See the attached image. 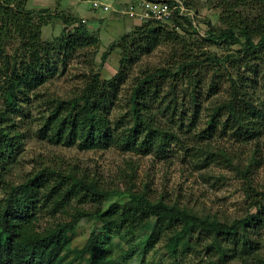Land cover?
<instances>
[{
  "label": "rangeland",
  "instance_id": "1",
  "mask_svg": "<svg viewBox=\"0 0 264 264\" xmlns=\"http://www.w3.org/2000/svg\"><path fill=\"white\" fill-rule=\"evenodd\" d=\"M53 1L52 5L39 8L41 5L36 0H29L22 7L34 12V22L42 25L40 43L51 45V52L41 50L40 45L36 47L29 40L20 42L15 35L3 42L10 64L6 66L4 55L0 54V86L14 67L26 68L29 62L40 68L45 81L23 100L20 113L9 116L6 123L19 139L12 155L0 162V200L4 197V187L20 185L44 171L62 177L93 179L94 187L103 195L93 197L75 190L70 200L58 202L57 206L54 200L47 204L39 202L35 231L69 223L78 212L94 215L113 206V214L125 208L128 211L132 208L130 193L145 194L151 202L164 201L190 215L227 225L258 212L264 206V200L256 203L264 198V120L260 122L259 134L250 140L235 137L232 125L224 127L222 121L227 118V104L234 98L238 107L249 101L264 112V48L255 55H246L242 45L217 40L218 32L226 29L220 22L221 0H180L187 16L177 17L175 22L180 26L169 31L177 32L181 38L165 42L134 60L127 79L119 86L118 101L110 108V120L129 127L126 104L136 76L181 63L187 56L203 59L205 55H214L220 59L219 63L207 61L186 78L164 82L157 89L158 101L163 106L170 105V111L174 109L172 113L169 111L173 114L171 120L157 114L158 123L168 132L162 153L126 148V143L121 141L89 151L49 141V130L42 123L54 105L80 96L94 74L102 81L111 79L119 70L120 52L115 45L122 36L143 25L114 14L92 12L85 2ZM245 3L239 8L244 15L264 14V0H245ZM61 16L77 18L89 33L98 37V43L62 52L60 38L73 34V27L65 28ZM234 33L240 38L238 31ZM105 53L108 56L103 60ZM3 109L0 96V111ZM215 111L219 117L209 130ZM128 216L132 219L124 221L121 236L113 234L114 245L125 252L132 251L127 264H264V222L260 228L249 229V248L241 249L242 243L233 242L231 247L228 244L232 252L223 257L213 233L196 231L183 240L172 257L166 251V243L180 230L178 221L172 218L157 221L132 213ZM95 224L85 216L67 229L66 248L80 249L96 228ZM126 226L133 227L130 233ZM153 233V245L146 248ZM114 251L112 258L121 254L117 246ZM65 262L83 264L72 261V255Z\"/></svg>",
  "mask_w": 264,
  "mask_h": 264
},
{
  "label": "trees",
  "instance_id": "2",
  "mask_svg": "<svg viewBox=\"0 0 264 264\" xmlns=\"http://www.w3.org/2000/svg\"><path fill=\"white\" fill-rule=\"evenodd\" d=\"M26 2L27 0H0V54L4 55L6 66L10 64V57L5 53L3 42L10 35H15L20 42L32 41L36 47L40 45L41 50L47 53L52 49L51 45L40 43L39 32L42 25L34 22V12L22 9ZM245 4V0L220 1L218 5L222 10L220 22L226 29L218 32L217 40H224L231 45H242L244 54L255 55L264 48V14L244 15L239 8ZM59 19L65 28L73 27V34L60 38L59 47L62 52L84 49L98 43V37L89 33L77 18L61 16ZM175 24L180 26L177 22ZM234 31L239 32L243 42ZM180 38L177 32L169 31L167 27L153 22L144 23L122 36L115 45V49L120 52L117 73L107 81H102L98 74L90 76L80 96L54 105L42 123L49 130V141L65 146L76 145L81 151L102 149L111 143L121 141L126 143V148L164 152L168 132L158 123L157 114L171 120L174 109L170 111V105L163 106L161 101H158L157 89L164 82L186 78L193 69L203 67L207 61L219 63L220 59L214 55H205L203 59L187 56L181 63L157 67L145 72L144 75L136 76L126 104L128 112L125 116L129 117L131 122L129 127L121 125L119 121L113 123L109 118V111L118 101L119 86L127 79L128 68L134 60L143 54L151 53L165 42H176ZM107 56L108 53H105L102 59L105 60ZM26 69L28 71H25ZM7 74L6 72L5 75ZM44 81L40 68L29 62L26 68L14 67L11 75L5 77L1 83L0 96L4 109L0 111V162H5L6 158L12 155L19 139V135L11 132L6 124L9 116L20 113L23 100L28 99L29 94ZM234 99L227 104L229 109L226 112V120L222 121L223 126L229 128L228 124L232 125V133L239 139L255 138L261 130L260 122L264 120V112L251 105L249 101L238 107ZM218 117L215 111L209 130L215 126ZM244 178L247 179V176ZM85 180L73 175L62 177L56 176L53 172L43 171L27 178L20 185L4 187L2 189L4 197L0 200V264H69L65 260L70 255L72 261L83 264H127L129 258L133 256L132 251L125 252L120 246L114 245L113 240L116 237L113 234L121 236L123 231L121 226L126 225L124 221L132 219L128 216L129 213L157 221L172 218L180 223V230L166 243V251L172 257L176 256L179 246L183 245V240L191 237L196 231L213 233L216 242H219V245L215 243L223 257L232 252L230 247L233 246V242L242 243L241 249L249 248V229L260 228L264 222V206L255 214L227 225L208 217L190 215L177 205H169L164 201L151 202L145 194L130 193L129 201L132 208L128 211L125 208L113 214L115 209L113 206L94 215L78 212L69 223L58 224L54 228L42 231L33 229L38 221L36 211L39 202L47 204L54 200L57 202L54 206H57L58 202L65 203L70 200L76 194L75 190L93 197L103 195L94 187L93 179ZM261 200L264 198H260L256 203L259 204ZM85 216L96 222V228L80 249H67L66 230L76 226ZM99 225H102L100 229L97 228ZM130 228L133 227L126 226L129 233ZM154 238V233L149 236L146 248L153 245ZM115 246L119 248L121 254L112 258Z\"/></svg>",
  "mask_w": 264,
  "mask_h": 264
},
{
  "label": "built area",
  "instance_id": "3",
  "mask_svg": "<svg viewBox=\"0 0 264 264\" xmlns=\"http://www.w3.org/2000/svg\"><path fill=\"white\" fill-rule=\"evenodd\" d=\"M69 0H67L68 2ZM85 2L92 12L110 13L130 21L153 22L175 30V19L186 17L180 0H74Z\"/></svg>",
  "mask_w": 264,
  "mask_h": 264
},
{
  "label": "crops",
  "instance_id": "4",
  "mask_svg": "<svg viewBox=\"0 0 264 264\" xmlns=\"http://www.w3.org/2000/svg\"><path fill=\"white\" fill-rule=\"evenodd\" d=\"M29 0H27L28 2ZM67 2V0H65ZM27 2H26V5H27ZM36 2H38L41 6H37L39 8H43L45 6H48V5H52V3L54 2L53 0H36ZM69 2H76L74 0H69L67 3ZM27 8V7H26ZM38 8L34 9V10H37Z\"/></svg>",
  "mask_w": 264,
  "mask_h": 264
}]
</instances>
